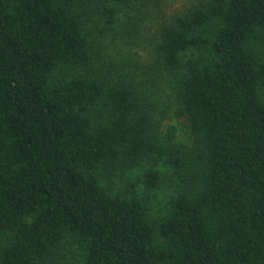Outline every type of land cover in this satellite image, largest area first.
Instances as JSON below:
<instances>
[{
  "label": "trees",
  "instance_id": "obj_1",
  "mask_svg": "<svg viewBox=\"0 0 264 264\" xmlns=\"http://www.w3.org/2000/svg\"><path fill=\"white\" fill-rule=\"evenodd\" d=\"M166 4L0 0V264H264V0Z\"/></svg>",
  "mask_w": 264,
  "mask_h": 264
},
{
  "label": "rangeland",
  "instance_id": "obj_2",
  "mask_svg": "<svg viewBox=\"0 0 264 264\" xmlns=\"http://www.w3.org/2000/svg\"><path fill=\"white\" fill-rule=\"evenodd\" d=\"M167 4L164 6L166 12L170 11H181L187 10L191 6V2L196 0H166ZM153 22L147 20L143 26L147 27L145 30L146 32L150 33L151 40L155 37L153 35ZM143 26L142 31H143ZM152 30V31H151ZM149 44L144 43V47L139 54L134 51L135 55L133 58L135 61L140 62L141 64L146 60L153 61L154 58V51L153 47ZM123 57V55H122ZM128 60L129 58L126 56L124 58ZM171 73V72H170ZM167 73L165 75L164 80L161 81L160 86L156 89V100L158 103V111L156 114V123H157V130H158V137L160 142L163 146L167 147L171 144H177L183 147H187L192 142V136L190 129L188 127L187 122L181 116H179V109L176 100L173 97V88L175 86V80L173 79L174 75ZM141 70L139 72V76L142 79ZM171 77H169V76ZM173 76V77H172ZM175 78V77H174ZM140 175V174H139ZM134 176L137 177V172H134ZM178 187L173 180H170L159 190L153 192L150 195V205L152 204L153 207L157 209L164 208L167 205L168 201L170 200L172 194L177 192Z\"/></svg>",
  "mask_w": 264,
  "mask_h": 264
}]
</instances>
